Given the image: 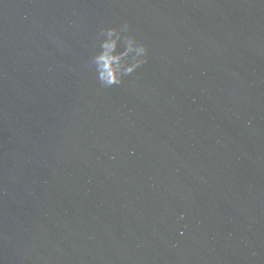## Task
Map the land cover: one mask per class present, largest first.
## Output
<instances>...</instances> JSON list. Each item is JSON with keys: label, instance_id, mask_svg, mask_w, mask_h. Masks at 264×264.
<instances>
[{"label": "water", "instance_id": "95a60500", "mask_svg": "<svg viewBox=\"0 0 264 264\" xmlns=\"http://www.w3.org/2000/svg\"><path fill=\"white\" fill-rule=\"evenodd\" d=\"M0 264H264V0H0Z\"/></svg>", "mask_w": 264, "mask_h": 264}, {"label": "clouds", "instance_id": "9594fccd", "mask_svg": "<svg viewBox=\"0 0 264 264\" xmlns=\"http://www.w3.org/2000/svg\"><path fill=\"white\" fill-rule=\"evenodd\" d=\"M99 50L92 56L90 64L102 87L123 83L124 77L134 73L146 63L147 47L129 34V25L107 28L100 33Z\"/></svg>", "mask_w": 264, "mask_h": 264}]
</instances>
